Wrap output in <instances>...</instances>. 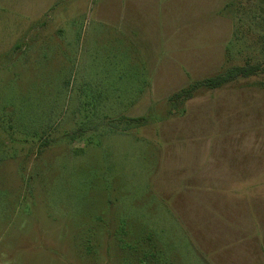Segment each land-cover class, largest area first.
Listing matches in <instances>:
<instances>
[{"label": "rangeland", "instance_id": "1", "mask_svg": "<svg viewBox=\"0 0 264 264\" xmlns=\"http://www.w3.org/2000/svg\"><path fill=\"white\" fill-rule=\"evenodd\" d=\"M264 0H0V264H264Z\"/></svg>", "mask_w": 264, "mask_h": 264}, {"label": "trees", "instance_id": "2", "mask_svg": "<svg viewBox=\"0 0 264 264\" xmlns=\"http://www.w3.org/2000/svg\"><path fill=\"white\" fill-rule=\"evenodd\" d=\"M259 75H264V62L256 64L246 63L243 66H234L223 73H219L203 80L194 81L187 88L173 95L170 98V101L182 105L193 98L195 93L202 89L217 90L237 81L247 80Z\"/></svg>", "mask_w": 264, "mask_h": 264}]
</instances>
